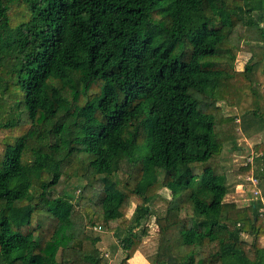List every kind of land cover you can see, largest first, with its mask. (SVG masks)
<instances>
[{
  "label": "trees",
  "instance_id": "16d2710c",
  "mask_svg": "<svg viewBox=\"0 0 264 264\" xmlns=\"http://www.w3.org/2000/svg\"><path fill=\"white\" fill-rule=\"evenodd\" d=\"M263 15L264 0H0V264H108L96 227L128 264L162 189L150 264H264V218L243 183L264 168L220 165L256 124L227 132L240 119L218 105L238 107L245 86L257 97L247 75L258 63L264 75L263 53L242 72L234 62L247 26L264 44ZM72 179L84 182L75 204ZM231 188L248 207L224 202Z\"/></svg>",
  "mask_w": 264,
  "mask_h": 264
},
{
  "label": "rangeland",
  "instance_id": "374dc122",
  "mask_svg": "<svg viewBox=\"0 0 264 264\" xmlns=\"http://www.w3.org/2000/svg\"><path fill=\"white\" fill-rule=\"evenodd\" d=\"M259 14V13H258ZM254 15H257L255 12L251 13L250 16L252 20H249L250 22L252 21H258L256 20V17ZM246 17H249L248 15ZM264 18V15H263ZM264 21V19H262ZM249 22V23H250ZM262 28H264V22L260 24ZM246 34L244 35V38L240 44V49L241 51L237 54L236 60L234 62V68L236 71L242 72L244 70L245 65L251 60L250 58L253 57H258L261 56L260 54L263 53L262 56H264V44L259 42L258 39L255 38V36L259 33V30L255 25H250L245 28ZM264 58V57H263ZM258 59H256L257 61ZM254 61V59H253ZM257 63V62H256ZM262 63L255 64L250 73L247 75L251 79V81L255 82L256 86L253 87V90L257 94L256 96H252L253 101H251V98L249 97L250 94L246 89H249L247 86L245 88H240L242 89L248 97L241 96L239 94H236L234 97L237 102L238 107H229L225 102H220L218 105L221 107V110L223 112V115L232 120H239L238 121H233L229 124L226 125L227 132L231 131H240L241 127H243L246 123L249 122H255V126L250 128L246 134H243V140L242 142L244 145H241L239 148V152L236 149V145L230 143L229 141L224 143L223 146V152L221 154V160H220V165H222L223 171H229L232 172L230 174H233V176L238 175L241 172H238L242 167L245 165H250L249 159L253 157V164L252 168L249 166V169H254V171L257 173L260 171V169L264 168V159L262 160H257V156L260 155V152L258 148L261 144H264V75L262 73ZM10 69V64L7 62L3 63L2 67V72L0 69V77L3 76L6 78V74ZM258 99V102L255 101ZM258 103V104H257ZM9 104H10V99H8L7 103H3V109L2 112H0V123L3 122V120L6 119V113L10 112L9 109ZM252 111H256L254 114ZM5 114V115H4ZM246 137V138H245ZM229 140V136L227 138ZM241 139V138H239ZM142 142V141H141ZM242 147H246L245 150H242ZM248 167V166H247ZM84 182L78 179H72L69 181V183L65 186V192L67 193L68 198L70 201L75 204L78 202V196H79V189L81 186H83ZM242 193V192H241ZM237 193L236 195H231L226 196L224 202L225 203H234L238 208H243V207H248L249 200L247 199V193ZM245 194V195H244ZM170 196L168 191L166 190H160L157 194V199L155 204L151 206V216L143 222L142 228H145L148 232L152 231L154 228L156 229V224L154 218L157 217L158 215L162 216L164 214V208L166 205L167 200H169ZM227 199V200H226ZM134 210V205H131L129 210L126 212V217L130 218L132 212ZM87 235H89L90 238L96 236V237H102L103 242L101 245H98V249L101 247L104 248L105 245H108V242L106 240L111 239V235L108 232L102 231L101 233L93 231V229L87 230ZM148 237L144 238L143 243L141 242V245L136 248V251L138 248L142 249V252L144 256L151 261L154 257V254L157 250V245H158V239L159 235L156 232L153 234L148 233ZM106 239V240H105ZM116 245V239L113 241ZM261 245L264 244V241H260ZM96 248V247H95ZM154 250L152 251V249ZM156 248V249H155ZM99 251V250H98ZM135 251V252H136ZM105 250H101L98 252L99 257L103 256L105 254ZM134 252V253H135ZM133 253V258L136 256ZM138 257L140 258L139 254H137Z\"/></svg>",
  "mask_w": 264,
  "mask_h": 264
},
{
  "label": "crops",
  "instance_id": "0c3cea01",
  "mask_svg": "<svg viewBox=\"0 0 264 264\" xmlns=\"http://www.w3.org/2000/svg\"><path fill=\"white\" fill-rule=\"evenodd\" d=\"M228 176V175H227ZM229 177V176H228ZM259 190L262 192V194H264V180H261L260 184H259ZM237 193H240L242 194L241 192L239 191H234L232 188L230 190V192L228 193V198L229 196L231 195H236ZM239 194V196H240ZM245 195V194H244ZM227 200V199H226ZM102 231H100L99 233H101ZM154 232H156V229L154 228L152 231L148 232L150 234H153ZM111 235V239L109 240H106L109 244L108 245H105L104 248L101 247L100 249H98V245H101L102 242H103V239L102 237H97L99 239V242L95 245L96 249L101 251V250H105L106 252H104L105 254H103V256H100V258H104L106 259V262L108 264H120L121 260L125 257V253L118 247V244H117V241H116V245L113 244L114 242V237L112 236V234L110 233ZM148 236H145L144 238H146ZM92 238H96V236L92 237ZM144 238L141 240V242L143 243L144 241ZM264 241V238L262 239ZM141 245V243H140ZM156 249V248H155ZM154 250V248L152 249V251ZM98 251V252H99ZM135 255L139 254L140 258L137 262V264H150L149 260L144 256L143 252H142V249L141 248H138V250L134 253ZM105 255L107 257H105ZM133 259V256L127 261L128 264H132L131 261Z\"/></svg>",
  "mask_w": 264,
  "mask_h": 264
},
{
  "label": "built area",
  "instance_id": "2783aa9c",
  "mask_svg": "<svg viewBox=\"0 0 264 264\" xmlns=\"http://www.w3.org/2000/svg\"><path fill=\"white\" fill-rule=\"evenodd\" d=\"M251 163V161L249 162ZM243 183L245 187H250V193H251V202L255 204L258 211V216L260 218H264V194L259 190V179L255 177L252 173L249 175H246L243 178ZM93 231L100 232L101 229L99 227L93 228ZM105 257H107L105 255Z\"/></svg>",
  "mask_w": 264,
  "mask_h": 264
}]
</instances>
